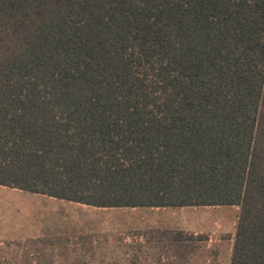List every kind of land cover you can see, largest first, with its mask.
I'll use <instances>...</instances> for the list:
<instances>
[{"label": "trees", "instance_id": "16d2710c", "mask_svg": "<svg viewBox=\"0 0 264 264\" xmlns=\"http://www.w3.org/2000/svg\"><path fill=\"white\" fill-rule=\"evenodd\" d=\"M0 186L239 206L264 264V0H0Z\"/></svg>", "mask_w": 264, "mask_h": 264}, {"label": "rangeland", "instance_id": "374dc122", "mask_svg": "<svg viewBox=\"0 0 264 264\" xmlns=\"http://www.w3.org/2000/svg\"><path fill=\"white\" fill-rule=\"evenodd\" d=\"M78 207L76 203L0 186V242L5 243L0 251L10 258L8 264H109L98 262L101 258L94 256L96 250L87 243L72 248L63 238L37 237L40 232H49L42 222L52 213L72 222ZM139 211L134 209L130 216ZM240 211L239 206H200L156 209L153 213L162 222L169 219L170 228L190 238L193 254L187 264H231Z\"/></svg>", "mask_w": 264, "mask_h": 264}, {"label": "crops", "instance_id": "0c3cea01", "mask_svg": "<svg viewBox=\"0 0 264 264\" xmlns=\"http://www.w3.org/2000/svg\"><path fill=\"white\" fill-rule=\"evenodd\" d=\"M76 204L79 206L73 213L76 219L74 215L72 222H68L54 212L42 222L47 224L43 226L49 232H40L37 237L63 238L66 246L72 244V248L87 243L96 250L94 256L101 258L98 262L102 263L187 264L192 261L193 251H190L191 242L186 233L170 228L169 219L163 223V219L155 218L153 213L156 209L181 207L106 208ZM134 209L141 211L130 216ZM106 218L116 222H104ZM74 255L84 256L83 253ZM88 255L91 257L93 253Z\"/></svg>", "mask_w": 264, "mask_h": 264}]
</instances>
